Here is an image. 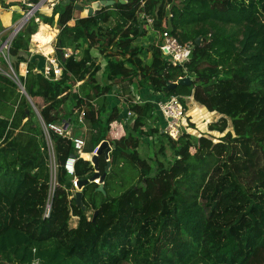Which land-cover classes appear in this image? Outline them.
<instances>
[{
	"label": "trees",
	"instance_id": "trees-1",
	"mask_svg": "<svg viewBox=\"0 0 264 264\" xmlns=\"http://www.w3.org/2000/svg\"><path fill=\"white\" fill-rule=\"evenodd\" d=\"M75 5L61 1L51 15L37 13L61 27L55 45L62 68L58 79L45 75L43 54H31L39 27L34 18L9 47L10 58L18 56L11 60L17 73L20 63H27L19 78L37 105L43 99L44 124L71 126L70 135L48 129L57 165L54 188L44 126L19 85L0 72V264L35 259L40 264H264V0H117L78 18ZM142 15L154 18L157 31L169 30L193 45L189 60L166 59L158 42L145 63L143 47L134 43L147 33ZM48 27L43 23L41 30ZM35 37L46 41L42 31ZM66 47L73 52L64 57ZM93 48L105 58V83L98 80L102 66ZM77 49H82L79 57ZM183 76L193 82L167 87ZM77 82L82 83L75 87ZM118 82H145L160 99L177 96L185 110L192 97L193 112H204L205 106L221 115L211 130L225 132L228 119L232 130L218 141L194 138L187 130L178 139L165 132L176 156L167 166L161 161L153 166L137 149L141 135L159 132L146 127L157 113L163 118L156 103L131 101V129L109 138L118 111L109 112L106 95ZM82 111L90 127L82 151H94L105 139L113 146L109 160L104 152L98 157L100 174L111 163L103 189L94 181L82 188L84 208L74 180L91 177L96 168L75 147ZM71 156L73 173L65 167ZM126 164L139 170L137 183L113 196L110 177ZM72 216L78 217L76 226Z\"/></svg>",
	"mask_w": 264,
	"mask_h": 264
},
{
	"label": "rangeland",
	"instance_id": "rangeland-1",
	"mask_svg": "<svg viewBox=\"0 0 264 264\" xmlns=\"http://www.w3.org/2000/svg\"><path fill=\"white\" fill-rule=\"evenodd\" d=\"M79 15L82 14L81 11L79 10ZM84 14L87 13V11L83 12ZM140 18L145 21V26L147 28V33L143 37H139L138 39L135 40V45H139L143 47V52L141 53V57L144 60L145 63H150L151 62V50L150 47L154 43H158L160 41V31H157L154 26L150 23L147 22V16H140ZM153 23H154V18H152ZM13 33V32H12ZM12 33H8L6 35L7 39L9 36L12 35ZM4 39V40H5ZM14 39V38H13ZM9 39V42L7 43V46H4L3 48H0V72L9 74L13 78L16 79L17 83L20 85L21 80L19 78V75H25V69L23 68V64L19 65V72L17 73L15 69L11 65V59L9 52L5 53L4 51L9 49L12 40ZM7 47V48H6ZM56 48V46H55ZM94 53V57L97 59V62L100 63L102 66L101 70L98 72V80L100 83H105L107 82L106 78L103 76V71H104V65H105V58L104 56L99 52L97 48L92 49ZM57 52V50H56ZM82 53V49H81ZM79 52L78 57L81 55ZM58 55V54H57ZM122 82H118L116 84V88L110 92L108 95H106V105L108 106L109 112L113 108H116L118 111V119L115 121H119V123H122L125 133L129 131L134 123L135 119V114L132 112L129 114V103L132 101H138V102H145V101H150L152 103L157 102V98L161 97L162 95L160 93H156L152 90V88L148 87V84L145 82L141 83H135V84H130L128 85L129 88H123L122 87ZM78 84V83H77ZM20 87V86H19ZM21 90V88H20ZM26 90V89H25ZM32 100L33 102V110L34 113L37 117V119L43 124L44 128L45 124L42 120V117L40 115V109L42 103L44 102L42 98H38V100ZM99 103H101V99L99 98ZM186 111H187V117L186 121L181 124L180 127V134L182 133L183 130L189 131L194 138L200 137L201 135L208 136L212 138L214 141H218V139L223 136L226 131L232 130V121L231 119H228V127L226 128L225 132H220L217 130H211L209 125L214 122L220 120L221 115L217 112H210L205 106V111L203 112H193L194 107L196 106L197 102L192 98H186ZM73 105V101L69 100L66 105V111H70L71 106ZM209 114H208V113ZM208 117H206V114ZM108 114V113H107ZM79 114V119H80ZM158 118L156 120H150L147 124L146 127H158L159 132L155 135L152 136H140L139 137V147H138V152L139 155L142 159H145L148 163L152 164L153 166L156 165V161H161L163 164L166 166L169 165L175 158L176 154L174 152V149L169 142L168 137H166L165 134V121L164 119L156 114ZM84 117L80 122L82 123L81 126H79V131L81 134V138L87 140L90 130L85 129L84 126L85 124L83 123ZM194 126H192V124ZM115 125H119L116 123ZM60 126H65V125H60ZM85 131V133H83ZM47 138H48V143H49V153H50V159H49V165L51 167V173H52V186L56 185V174H57V165L55 162V155H54V149L53 145L50 139V136L47 132ZM164 144V151L161 152V145ZM112 146V145H111ZM194 151V149H193ZM86 157H91L89 154H85ZM115 171L117 172L116 175L110 177V184L112 185V188L110 189V193L113 196L118 195L120 192H122L127 186L137 183V178H138V173L140 174L139 170L136 169L135 166L126 164L124 167H115ZM99 179V177H97ZM98 181V180H97ZM99 186L103 185V181L100 179L99 182H95ZM76 191L78 190L77 186H75ZM93 210L88 211V215H92ZM78 221V217L72 216L70 224L71 226H76ZM128 264V263H127Z\"/></svg>",
	"mask_w": 264,
	"mask_h": 264
},
{
	"label": "built area",
	"instance_id": "built-area-1",
	"mask_svg": "<svg viewBox=\"0 0 264 264\" xmlns=\"http://www.w3.org/2000/svg\"><path fill=\"white\" fill-rule=\"evenodd\" d=\"M22 4L25 7V13L24 17L29 18H34L37 22L40 20L39 16H37V13L40 12L42 4L44 0H21ZM147 22H150L153 25V20L152 18L147 16L146 19ZM160 49L162 52V55L172 61L175 64H183L187 60H189L192 50H193V45L191 44H185L182 43L179 38L171 33L169 30L162 31L160 33ZM70 53L68 51H65L64 55L65 57L68 56ZM61 71L62 68L59 65V62L55 58H49L45 65V75L47 77L53 78V79H58L61 76ZM53 73V74H52ZM20 88H24L22 83L19 85ZM156 105L161 112L164 120H165V127L164 130L167 132L169 135H171L172 138L178 139L180 136V127L183 121H186V115L187 111L185 110L184 105L181 103L179 98L177 96H172L167 99H158L156 102ZM132 112L129 111V114ZM84 117V111L81 112L80 119L82 120ZM45 133L47 134L48 129H54L55 131L59 132L60 134H69L70 131L65 129L63 126L57 125V124H49L48 126L45 125ZM49 134V132H48ZM47 136V135H46ZM48 139V138H47ZM75 147L76 149L80 152L83 150V148L86 145L85 139L81 137H75ZM100 145V144H99ZM99 145L92 151V155L97 153V150L99 148ZM107 160H109V157H107ZM76 158L74 156H71L68 158L65 167L70 173L74 172V164H75ZM101 178L99 177L94 179V182H99ZM77 180H74V186H77ZM98 180V181H97ZM104 183V181H103ZM51 205L49 204L47 207V212L45 213L46 216L49 215ZM31 264H40L39 260L35 259L34 261L31 262Z\"/></svg>",
	"mask_w": 264,
	"mask_h": 264
},
{
	"label": "crops",
	"instance_id": "crops-1",
	"mask_svg": "<svg viewBox=\"0 0 264 264\" xmlns=\"http://www.w3.org/2000/svg\"><path fill=\"white\" fill-rule=\"evenodd\" d=\"M61 1L62 0H44L40 12L47 14V15H51L53 13V9H54L55 5ZM77 2H79L81 5H83L80 0H77ZM25 10L26 9H25L24 5L22 4L21 0H0V40H4L6 38V35L10 32L12 33L13 30L17 27V25H19L20 21L24 17ZM78 11L79 10L75 9L74 16L76 18H78L80 16L87 15V13L86 14L83 13L84 11H87V10L81 11L82 14H80V15H79ZM55 19L56 20L58 19V15L55 16ZM43 23H44V25H48L49 27L41 30ZM38 24H39L38 31L36 33H34L31 37V44H30L31 54H38V53L43 54L46 57V63L49 60V58H55L59 62L55 45H56L57 37L60 33L61 27L57 23H55L54 25H50L48 23L43 22L42 20H39ZM40 31H42V35L44 36V38H46V41H44V42L36 39V37H35V35ZM65 51H68L70 54H72L73 49L71 47H66V48H64V52ZM79 52L81 53V50H79V49L75 50V53H77V55L79 54ZM92 53H93V51H92ZM93 55H94V53H93ZM64 57H65V55H64ZM20 64H24L23 68L25 69V72L27 73V63L21 62ZM26 73H25V75H26ZM6 75H8V74H6ZM25 75H23V76H25ZM77 83L78 84H76L75 87H78V85H80L82 82H77ZM121 84H122L123 88H129L128 86H126L127 84L125 82H123ZM129 86H130V84H129ZM161 97L157 98V100L160 99ZM94 103H95V100H94ZM116 123H118L119 125H115ZM58 125H62V124H58ZM63 125H67V129L69 128L68 131L71 132V126L68 123L67 124L64 123ZM86 128L90 130V127L88 124H85L84 130ZM83 133H85V131H83ZM81 134L82 133H80L79 136H81ZM123 135H125V130H124L122 123H119V121L112 122L111 129L109 131V138L110 139L119 138ZM112 148H113V146H112ZM84 154H89V155H91V157L87 158L84 156ZM80 155H81V157L88 159V160H91V158H92V152L81 151Z\"/></svg>",
	"mask_w": 264,
	"mask_h": 264
},
{
	"label": "water",
	"instance_id": "water-1",
	"mask_svg": "<svg viewBox=\"0 0 264 264\" xmlns=\"http://www.w3.org/2000/svg\"><path fill=\"white\" fill-rule=\"evenodd\" d=\"M69 1H71V0H62V3H67ZM72 1H76L75 8L77 10H80V11L87 10V14L92 15L96 10L101 9L103 6L114 4L117 0H97V1L92 2V4H90V5H81L79 2H77V0H72ZM120 1H122L123 3L126 2V0H120ZM28 21H29V18L23 17L22 20L20 21L19 25H17V27L13 30L12 35L6 40H0V48L7 46L9 39H13L18 34V32L25 27V25L27 24ZM196 42H197V44L200 45L202 42V37L199 36L196 39ZM4 52L5 53L9 52V49L8 50L6 49ZM17 58H18V56H12L10 59L15 61ZM10 63H12V62H10ZM8 76H10V75L8 74ZM10 77L17 83L15 78H13L12 76H10ZM192 82H193V78H191L190 76H183V77L179 78L177 81H168L167 87L172 89L178 84H183V83H189L190 84ZM21 92L27 96V98L30 100L31 104L33 105L31 96L27 93V91L25 90V87L22 88ZM26 112L29 113V109H27ZM64 128L66 129L67 125H65ZM111 150H112V146L110 144V141L108 139L103 140L99 145L97 153L93 154L92 158L90 160L91 164L96 168L95 173L91 177L77 180L78 190L76 191V199H77V202L79 204H81L83 208L85 206H84L83 201H82V197H83L82 188L86 184L94 181V179H96L97 177H100L102 181L105 180L107 172L110 169L111 163H108V165L106 167V172L103 174H100L99 170H98V157L102 152L105 153L106 157H109ZM99 189H103V185H100Z\"/></svg>",
	"mask_w": 264,
	"mask_h": 264
},
{
	"label": "bare ground",
	"instance_id": "bare-ground-1",
	"mask_svg": "<svg viewBox=\"0 0 264 264\" xmlns=\"http://www.w3.org/2000/svg\"><path fill=\"white\" fill-rule=\"evenodd\" d=\"M42 50V49H41ZM23 67H24V64H23ZM84 156H85V154H84Z\"/></svg>",
	"mask_w": 264,
	"mask_h": 264
}]
</instances>
